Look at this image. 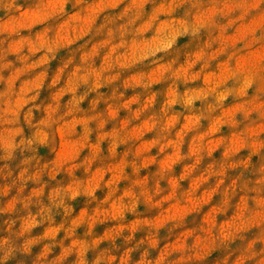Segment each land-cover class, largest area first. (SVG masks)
Returning a JSON list of instances; mask_svg holds the SVG:
<instances>
[{"label":"rangeland","instance_id":"obj_1","mask_svg":"<svg viewBox=\"0 0 264 264\" xmlns=\"http://www.w3.org/2000/svg\"><path fill=\"white\" fill-rule=\"evenodd\" d=\"M0 264H264V0H0Z\"/></svg>","mask_w":264,"mask_h":264}]
</instances>
